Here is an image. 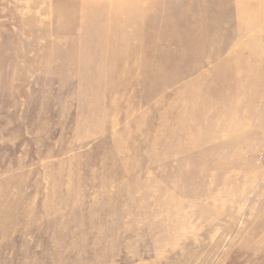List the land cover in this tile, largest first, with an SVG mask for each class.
I'll return each instance as SVG.
<instances>
[{"label": "rangeland", "instance_id": "rangeland-1", "mask_svg": "<svg viewBox=\"0 0 264 264\" xmlns=\"http://www.w3.org/2000/svg\"><path fill=\"white\" fill-rule=\"evenodd\" d=\"M77 1L0 0V264H264V62L234 118L185 102L264 60L246 0Z\"/></svg>", "mask_w": 264, "mask_h": 264}, {"label": "bare ground", "instance_id": "bare-ground-1", "mask_svg": "<svg viewBox=\"0 0 264 264\" xmlns=\"http://www.w3.org/2000/svg\"><path fill=\"white\" fill-rule=\"evenodd\" d=\"M109 1V0H108ZM107 1L108 4V9L107 11H105L104 13L100 14L99 16H102V19H99L101 21H105L107 20H120L121 19H125V20H129V12L127 10H125V7L128 6H135L136 4H138L140 2V0H110L109 2ZM245 1V0H244ZM243 1V2H244ZM264 2V0H263ZM245 3H248V5L250 6V8L247 6H242L241 4H239V8L238 11H240V14H243L245 16V14H247L248 16H254L253 19L249 22V24L247 22H240L238 23V26L236 29L231 30L230 34L231 38L229 39H236L237 41L240 42L242 36H237L236 34L240 35V33H244L245 31L249 30L252 33L255 32V30H257V35L261 36L264 35V25L262 24V22L264 21V9H262V13L261 14H253L254 13V4L256 3H260L259 6H261L262 2L260 0H246ZM80 8L81 6L86 5V2L83 0L77 1V3ZM78 15H82V11L76 12L74 15H69V17L74 18L75 16L77 17ZM98 15H96L97 17ZM241 16V15H240ZM68 17V18H69ZM56 23L58 24V21H56ZM202 27V25H200ZM111 27H108L107 30H109L108 32H110ZM79 28H77L78 30ZM91 30H95L93 28V26H90V31ZM73 31H76V29L73 30H67L68 34L73 33ZM171 34L174 35V32H170ZM244 36V34H243ZM111 48L109 50L116 52V46H110ZM244 47L247 49V44H244ZM123 47H121L119 49V52L121 53L123 51L122 49ZM119 52H117L119 54ZM216 52L218 53V49H216ZM215 52V54H216ZM244 50H241L240 53L235 52L234 55H232V57L228 58L230 59V61L232 59H235V63L233 65H228L227 61L225 62H221V64L219 66H214V68L212 69L211 73L208 72L209 76L212 75L213 78V82H215V84H210L205 86L202 89V95L201 94H197V95H192L191 99L189 101H185L186 105L191 106L194 104H197V102H200V104L203 105V107H201L197 113L202 114V118H205L207 116H210V114L208 112H205V110L207 108H212L213 104L215 103V101L211 100V99H207V96L209 95H214L217 97V99L219 100L218 104H220L221 106H218V109L215 111H220V112H224L226 117H231L234 118L236 113H239V109L237 106H227V102H230L232 99L238 97V94L241 93V91L244 90V84L246 85L248 83V78H249V74H252L254 71H256L258 68H256L258 66V64H260L261 62L263 63L264 60H261L260 62H258L257 60L260 58L258 56H253V55H248L245 56L244 55ZM259 53V52H257ZM215 54L211 55V58L208 59H215ZM183 73H185L183 71ZM197 84H199V82H193V83H189L186 84V89L191 87V86H196ZM233 84V85H232ZM211 85H213V89L211 87ZM233 86V88L229 91H223V89H225L226 87L229 88L230 86ZM241 86L238 88V86ZM217 86V87H216ZM211 87V88H210ZM225 106H227L225 108ZM248 106V108H250V104H246V107ZM193 110L190 108V110L188 111L189 113V119L192 121L193 118L195 117V115H197V113L195 114V112H192ZM216 114L219 112H215ZM242 118V117H241ZM197 120V119H196ZM238 122V121H237ZM242 122V119H241ZM241 125V123H239ZM260 125V124H259ZM257 125V126H259ZM256 126V129H257ZM242 127V125H241ZM245 128H250V126H245Z\"/></svg>", "mask_w": 264, "mask_h": 264}]
</instances>
